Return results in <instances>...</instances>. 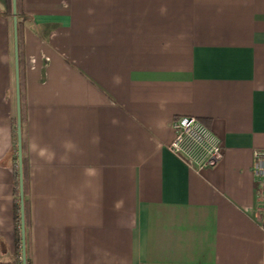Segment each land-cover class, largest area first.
I'll use <instances>...</instances> for the list:
<instances>
[{
    "label": "crops",
    "instance_id": "0c3cea01",
    "mask_svg": "<svg viewBox=\"0 0 264 264\" xmlns=\"http://www.w3.org/2000/svg\"><path fill=\"white\" fill-rule=\"evenodd\" d=\"M10 18L0 0V264H21ZM19 20L28 264H264V0H20ZM176 116L221 139L215 164L169 150Z\"/></svg>",
    "mask_w": 264,
    "mask_h": 264
},
{
    "label": "built area",
    "instance_id": "2783aa9c",
    "mask_svg": "<svg viewBox=\"0 0 264 264\" xmlns=\"http://www.w3.org/2000/svg\"><path fill=\"white\" fill-rule=\"evenodd\" d=\"M170 126L173 137L168 148L188 168L200 171L215 164L221 155L222 141L197 117L176 116ZM251 170L256 179L264 180V149L254 151Z\"/></svg>",
    "mask_w": 264,
    "mask_h": 264
},
{
    "label": "trees",
    "instance_id": "16d2710c",
    "mask_svg": "<svg viewBox=\"0 0 264 264\" xmlns=\"http://www.w3.org/2000/svg\"><path fill=\"white\" fill-rule=\"evenodd\" d=\"M20 0H16V18H17V42H18V61H19V86H20V114H21V153H22V179H23V214L25 231L29 226V187H28V156H27V137H26V120H25V103L22 81V51H21V22L19 20ZM8 14L11 16L10 22L12 26V8L11 0H8ZM15 125V122H14ZM12 158L15 165V187L18 202L15 204V221L20 226V202H19V179L17 165V148H16V129L14 128V145L12 147ZM16 245H20V229L16 233ZM26 264L28 259L26 258Z\"/></svg>",
    "mask_w": 264,
    "mask_h": 264
},
{
    "label": "water",
    "instance_id": "95a60500",
    "mask_svg": "<svg viewBox=\"0 0 264 264\" xmlns=\"http://www.w3.org/2000/svg\"><path fill=\"white\" fill-rule=\"evenodd\" d=\"M12 8V35H13V64H14V85H15V129L17 165L19 179V202H20V239H21V264H26V236L23 214V179H22V153H21V114H20V86H19V61L17 42V18L16 0H11Z\"/></svg>",
    "mask_w": 264,
    "mask_h": 264
},
{
    "label": "clouds",
    "instance_id": "9594fccd",
    "mask_svg": "<svg viewBox=\"0 0 264 264\" xmlns=\"http://www.w3.org/2000/svg\"><path fill=\"white\" fill-rule=\"evenodd\" d=\"M34 147H35V146H34ZM45 151H46V149L41 148L38 154H39L40 156H43L44 153H45Z\"/></svg>",
    "mask_w": 264,
    "mask_h": 264
}]
</instances>
